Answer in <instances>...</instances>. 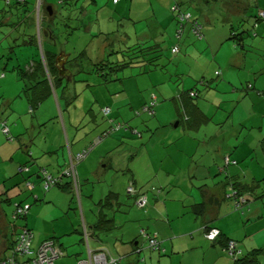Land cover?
Segmentation results:
<instances>
[{
	"label": "crops",
	"instance_id": "obj_1",
	"mask_svg": "<svg viewBox=\"0 0 264 264\" xmlns=\"http://www.w3.org/2000/svg\"><path fill=\"white\" fill-rule=\"evenodd\" d=\"M18 1L0 0V27L6 28L0 31V71L13 62L11 75L0 82V244L7 241L5 226L17 231L25 225L36 245L52 240L63 252L54 264H76L99 250L118 258L116 264H234L224 251L226 240H233L241 256L256 255L253 264H264V20L244 19L264 10V0H175L201 24L199 38L188 24L176 37L171 0H111L106 15H100L98 0ZM14 20L23 23L16 28ZM144 42L169 56L177 46L172 55L183 56L158 59L156 67L135 65L137 71L111 82L91 65L105 90L78 94L73 70L76 78L85 63L112 52L120 60L118 51ZM60 51L68 57L49 58L46 65V53ZM88 51L91 59L84 57ZM191 90L197 92L193 100ZM78 96L87 105L72 108L70 99ZM151 96L153 115L138 114ZM60 108L62 122L54 115ZM171 121L180 133L167 129ZM1 122L11 140L1 133ZM145 122L157 138L143 148L146 142L132 141L143 137L138 130ZM68 170L70 180L64 177ZM42 172L70 187L45 189ZM129 186L146 197L144 209L135 206ZM93 194L100 198L97 209ZM60 195L77 200L81 219L62 224L53 236L35 231L28 220L36 206L32 196L33 203L43 200L54 209ZM9 201L25 212L16 223L13 209L4 207ZM98 205L112 220L109 233L93 230ZM207 228L220 235L206 239ZM148 236L158 240L159 251L147 246Z\"/></svg>",
	"mask_w": 264,
	"mask_h": 264
},
{
	"label": "trees",
	"instance_id": "obj_2",
	"mask_svg": "<svg viewBox=\"0 0 264 264\" xmlns=\"http://www.w3.org/2000/svg\"><path fill=\"white\" fill-rule=\"evenodd\" d=\"M25 1V0H24ZM19 2V1H18ZM25 3V2H24ZM177 5V4H176ZM176 7V9L177 10H175V11H173L174 13V19L176 20V24L178 25V30L179 29H181L180 30V34L178 33V30H177V33H176V37L177 38H179L180 37V35H181V33H182V28H183V26H185V25H189V28H190V30L192 31V33L194 34V36L195 37H200L201 36V24L200 23H198L196 20H191L190 19V14L189 13H187V12H182L181 10H180V8L178 7V6H175ZM257 9V8H256ZM178 11L180 12V13H182L183 15H189V17L188 18H186V19H184V22L182 23V24H179V22H178ZM248 11H249V13L251 12L248 8H246V10H245V13H248ZM256 10H255V6L253 7V13L255 12ZM256 13V12H255ZM252 14V15H249V14H247L246 16H245V18L244 19H248V18H253V19H255V22L257 21V22H259V21H263L264 20V10H261V11H259V12H257L256 14ZM245 22V21H244ZM248 23V22H247ZM245 24H246V22H245ZM244 25V24H243ZM193 30L195 31V32H193ZM235 35V34H234ZM235 39L236 40H240V38H239V35H235ZM148 45V43H142V44H135V45H132V46H130V47H126L125 48V50L124 51H118V54H117V56H120L121 57V59L119 60L118 58H115V56H109V54H108V57L107 58H105V59H102V60H100V61H98L96 64H94V66H95V71H98L99 72V74H100V76L104 79V80H107V81H113L114 80V78L112 77L113 76V73H115V72H117V71H120V70H123V69H125V68H127V67H134L135 65H138V64H145V65H152V66H155L156 67V61L158 60V58H159V49H158V47H157V45L155 46V45H151V46H147ZM178 51H179V48H178ZM81 54H84V52H82ZM112 54L114 55V53L112 52ZM49 57H48V56ZM150 56H152V57H150ZM46 57H48V58H46V65H49V58H55V54H53V53H46ZM51 60V59H50ZM75 59H72V61H74ZM47 61H48V63H47ZM37 64V63H36ZM51 66H53V64H50ZM81 69V68H80ZM106 70H107V72H106ZM30 73H32V71H30L29 72V74ZM49 75H51V73L49 74ZM3 76V74L1 73V71H0V77H2ZM29 75H28V73H23L22 72V77L23 78H26V77H28ZM28 87V86H27ZM27 87H26V85L23 87V92L25 91L26 92V89H27ZM25 88V89H24ZM248 88H250V86L248 87ZM190 93H194L195 95L194 96H190ZM187 95H188V98L190 99V100H193L195 97H197V92H195V91H193V90H191V91H189V92H187ZM152 98H153V96H151L149 99H150V101L149 102H152L153 100H152ZM154 99H155V97H154ZM154 102H155V100H154ZM66 103L68 104V103H70L69 101H67L66 100ZM147 104H149V103H147ZM143 107V106H142ZM145 107V106H144ZM31 109H33L32 108V106H31ZM102 112H103V114H104V116H106L107 115V113H104V109L102 110ZM138 114H146V115H148V116H152L153 115V112L152 113H149V112H145L142 108H141V110L139 111V112H137ZM1 133L3 134V136L8 140H11V138L9 137V131H8V129H7V127H6V125H5V123H3V122H1ZM92 147V146H91ZM90 147H88L87 149H85V150H88ZM82 151H84V150H82ZM82 153V152H81ZM80 160V159H79ZM26 169H27V167H26ZM22 172V171H21ZM44 172V171H43ZM43 172L40 174L41 176H42V183H43V185H44V188H45V181H46V174H43ZM50 177V176H49ZM64 177H67L69 180H70V178H71V176H66L65 174H64ZM70 177V178H69ZM51 178V177H50ZM52 180H53V183H51V184H49L45 189H48L49 187H52V186H62V187H66V188H68V187H70L69 185H70V183H64L63 185H61L60 184V182H61V179L60 178H51ZM26 183H28V182H26ZM159 191V190H158ZM130 195V194H129ZM236 195V194H235ZM140 195H138V194H136L135 196H132V197H134V199H135V201L137 200V198L139 197ZM134 201V203H136ZM10 202V206H11V204H12V202L11 201H9ZM146 204H147V201H146ZM101 205H107V203L106 202H102L101 203ZM94 206V205H93ZM136 206V205H135ZM146 206V205H145ZM145 206L143 207V208H140V209H144L145 208ZM16 207H19L20 208V205H18V204H14L13 205V211H12V214H11V220L12 221H18L19 219H23L24 218V214H25V212H24V210H22V214H20V215H18V216H14V213H15V208ZM95 207V209H97L96 208V206H94ZM197 208V207H196ZM93 209H90V211H92ZM102 210H103V207H101L100 208V210H97V212H94V211H92V212H94L93 214H94V223H93V230H95V231H97V232H99V234H106V233H109V231H110V225H111V223H112V220L111 219H109L103 212H102ZM19 225V224H18ZM16 227H17V225H16ZM14 226H12V228L10 229V228H7V226H5L4 227V229H2V234L4 235V237L3 238H6V242H5V244L3 245V244H0V253H2V252H4L5 251V253L4 254H2L1 256H5V255H7L8 253H9V251L11 250H14V247L16 246L15 244H16V241H17V239H18V237L20 236V234H22V232L23 231H26V232H28V233H31V235H32V239H31V241H30V243H29V249H30V251H33V252H36L37 251V249H38V247H39V245L42 243V242H45V241H52V240H44V241H42L41 243H39V244H37L36 246H34L33 245V234H32V231L27 227V226H25V225H20V227H17V231H14ZM210 230H212V228H207L205 231H204V236H205V234H207ZM99 234H98V236H99ZM220 235V233H219V231H218V235L216 236V238L218 237ZM155 239L157 242H158V240L155 238V237H150V236H148V238H147V240H146V242H147V246H149L148 245V241H149V239ZM215 238V239H216ZM5 240V239H4ZM3 241V240H2ZM53 242V241H52ZM230 242H234V243H236L235 241H233V240H226V242H225V244H224V251L226 252V254L228 255V256H230L229 255V253H228V251H227V247H228V245H229V243ZM158 244V248L160 247L159 245V242L157 243ZM237 244V243H236ZM150 249H152V250H155V251H159V249H154L153 247L151 248V247H149ZM60 250V249H59ZM239 250V249H238ZM61 251V250H60ZM240 251V250H239ZM255 251H257V253H258V250H255ZM94 253H102L104 256H105V260L107 261V262H109L110 260H113V263H111V264H116L117 263V259L118 258H114V257H112V256H110L109 255V253L107 252V251H104V250H99V251H96V252H93V254ZM241 251L238 253V254H236V256H234V257H231L232 259H233V263L234 264H253V263H255L256 262V255H249V256H241ZM33 256L34 255H30V256H23L22 257V259L23 260H25V261H27V262H30L32 259H33ZM61 256H63V252H61ZM60 256V257H61ZM83 260H85V259H80V260H78L77 262H76V264H78L80 261H83ZM110 264V263H109Z\"/></svg>",
	"mask_w": 264,
	"mask_h": 264
},
{
	"label": "rangeland",
	"instance_id": "obj_3",
	"mask_svg": "<svg viewBox=\"0 0 264 264\" xmlns=\"http://www.w3.org/2000/svg\"><path fill=\"white\" fill-rule=\"evenodd\" d=\"M244 1V3L245 2H248L249 0H243ZM98 2H100V6L102 7V11L100 12V15L103 13V15H106V14H108V12H109V10L110 9H112L113 8V6L111 5V0H98ZM171 2H172V5L171 6H176L175 5V0H171ZM249 3V2H248ZM253 3V2H252ZM240 4V3H239ZM186 5H187V7H189V9H190V6H189V3L187 2L186 3ZM243 5V7H246V8H248V5H246V6H244V4H242ZM181 6H183V5H181ZM180 7V6H179ZM234 9V8H233ZM180 10L182 11V12H186V10L185 9H183L182 7H180ZM185 10V11H184ZM234 10H236V11H240L239 9H234ZM171 13H174V12H171ZM175 20V19H174ZM175 22H176V20H175ZM23 23V22H22ZM21 23V24H22ZM20 24V25H21ZM26 25V22L24 23V25H23V28H24V26ZM176 26H177V24H176ZM17 28V27H16ZM94 28H96V27H94ZM59 29V28H58ZM25 30V29H24ZM0 31H6V28L5 27H0ZM97 31V30H96ZM96 31H95V33H96ZM35 36H36V40L38 39V36H37V31H36V29H35ZM79 34H81V33H79ZM79 38H81V37H79ZM78 38V41L80 40L81 41V43H82V41H86V40H83L82 38L81 39H79ZM0 39H1V36H0ZM77 39V37L76 38H74L73 40H72V42L73 41H75ZM38 41V40H37ZM67 41H69V42H71V39L69 38V40L67 39ZM2 44V42L0 43V45ZM164 46V45H163ZM35 47H36V50L37 51H39V46H38V44L37 45H35ZM88 50H89V47H88ZM90 51H92V50H90ZM160 54H159V61H161V62H165V63H168V62H172V61H176V56H183V51H181V52H179L176 56H174V55H168L167 54V51H165V50H163V51H160L159 52ZM85 58H89V59H91V54H89V51H88V54L86 53V55L84 56ZM81 58V57H80ZM12 59H15V57H12ZM85 60H87V59H85ZM87 62V61H86ZM7 64H8V66H7V69H3V71H6V72H1L2 74H3V76L2 77H0V82H3V81H6L7 80V78L9 77V75H11V68H12V65H13V62H12V60H9V61H7ZM96 64V63H95ZM22 65V64H21ZM92 65V67L94 68L95 66H94V64H87V63H85L84 65H83V67H85L84 69L85 70H83V72H81V73H78V71H77V76H76V78L74 77V73H75V71L73 70L72 72V79H74V80H77L78 81V83H77V90H78V94H83V95H86V96H89L90 94H93L94 92L95 93H100L101 91H103V90H105V86L104 85H102L101 83H100V81L98 80V79H96L97 78V76L96 75H92V73H91V70L93 69H91V68H89V66H91ZM161 64H159V62L158 63H156V66H160ZM23 66V65H22ZM2 66H0V68H1ZM135 67V66H134ZM95 70V69H94ZM94 70H92V72L94 73ZM130 70H133L134 72L135 71H137L138 70V68H134V69H132V67L130 66V67H127V68H125V69H123V70H120V71H117V72H115V73H113V78H116V77H118V78H121L119 75H121L122 73H125V76L124 77H126V76H128L129 74V71ZM106 72H107V70H106ZM100 79H101V77H99ZM143 78H144V76H143ZM126 80V79H125ZM82 81V82H81ZM87 81V82H86ZM47 82H48V79H47ZM81 82V83H80ZM54 84H55V82H53ZM86 83H93V84H90V87H89V89H86L85 88V85H86ZM94 83L96 84V85H94ZM109 84H115V83H109ZM48 85H49V83H48ZM116 88V85H114L112 88H111V90H113V89H115ZM1 89V88H0ZM6 90H7V92H12L11 90H13V89H10V87H9V84L7 83V85H6ZM6 92V93H7ZM80 98V99H79ZM71 100V107L72 108H74V106L75 105H77L78 106V108H81L80 106H84V104L85 105H87L86 104V102H85V100H84V97H80V96H78L77 97V99L76 98H74L73 100H72V98L70 99ZM69 107V106H68ZM71 108V109H72ZM74 112V111H73ZM102 112V111H101ZM65 114V112H63V108H60V111L58 112L57 111V113H55L54 115H55V117H57L61 122H62V115H63V117H64V114ZM142 115H144V114H142ZM64 118H66V117H64ZM76 120H79V118H75ZM118 119V121H120L121 122V120H120V118H117ZM116 119V120H117ZM153 118H146L145 119V121L147 122V123H150V121L152 120ZM60 121H59V123H60ZM146 122L145 123H143L144 125H141L140 127H139V130L138 131H140L141 132V134L143 135V137H141V138H139L138 136V138L137 139H135L134 141H132L133 143H136V141L139 143V145L140 144H145V142H146V144H147V141L150 139L151 140V143H152V140H155L157 137L154 135H152L153 134V132H154V130L153 131H151V132H147L146 131V129H147V124H146ZM61 125V124H60ZM174 125H175V122L173 121H171V122H169V124H168V127H167V129H171V131L170 132H172V130L174 131V132H178V133H180L181 132V128H174ZM151 128H152V126H151ZM150 144L148 143L147 145H143L142 147L144 148L145 146H149ZM105 182H108V181H105ZM93 185H95V184H93ZM64 196H61L60 195V199L58 200V203L59 204H57V207L56 208H54V209H51L46 203H43V200H40V201H38V202H34L33 203V201H34V197L32 196V198H31V203L34 205V204H36V206L35 207H33L32 208V210H30L29 212H28V220L30 221L29 222V224L31 223L33 226H34V229H35V231H38V230H40V232L41 233H43V232H48V233H50V235H52L53 236V233H52V231H54V229L55 230H57L58 231V229L60 228L59 226H61L62 227V224L63 225H65V226H67V225H71V222H70V220L71 221H77V220H80L81 218V216H80V207H79V204H78V202H76L77 200H75V198H72V199H70V202H66V199H64L63 198ZM47 199V198H46ZM99 197H97L96 196V194H93V200H94V205L96 206V204L99 202ZM85 205H86V203H85ZM87 206V205H86ZM5 207V209H10L11 208V210H12V208H13V205H11V206H4ZM102 206L101 205H98V208L100 209ZM88 208H89V206L87 207V210H88ZM82 210H83V212L86 214V210H85V208H84V204H83V207H82ZM26 212H27V210H26ZM15 223H16V221H15ZM18 225V224H17ZM73 225V224H72ZM59 233V232H58ZM35 234H36V232H35ZM37 235V234H36ZM36 238L38 239V236H36ZM33 245L34 246H36V242L34 241V243H33ZM0 257H1V254H0Z\"/></svg>",
	"mask_w": 264,
	"mask_h": 264
},
{
	"label": "built area",
	"instance_id": "obj_4",
	"mask_svg": "<svg viewBox=\"0 0 264 264\" xmlns=\"http://www.w3.org/2000/svg\"><path fill=\"white\" fill-rule=\"evenodd\" d=\"M20 1H24V0H20ZM113 2H116V0H113ZM174 10H177L176 7L174 8ZM189 15H183L182 13H180L178 11V22L179 24H182L184 22V19L188 18ZM180 30H178V33L180 34ZM193 32H195L193 30ZM178 52V47L174 46L171 48V53L175 54ZM194 93H190V96H194ZM155 102H149V104L147 106H145L143 108V110L145 112H149L152 113V108L154 107ZM108 110L105 109L104 113H107ZM87 150L82 151V153L78 154L76 156V159L79 160L80 158H82ZM66 176H71L73 177V172L71 170H68L65 172ZM53 183V180L49 177L46 176V181H45V188L49 185ZM127 193L130 195H134L135 194V190L132 186H129L127 188ZM135 205L137 208H143L146 205V197L141 195L137 198V200L135 201ZM241 202H243V200H241ZM22 214V210L19 207L15 208V213L14 216H18ZM218 235V231L216 229H212L210 230L207 234H205V238L213 241L216 236ZM32 239V235L31 233H28L26 231H23L22 234H20V236L18 237L17 241H16V246L14 247V250H10L9 253L5 256H1L0 257V264H54V261L59 258L61 256V251L59 250L58 247H56V245L52 242V241H45L42 242L37 251L33 252L30 251L29 249V243ZM158 242L155 239H149L148 241V245L149 247H153L154 249H159L158 248ZM227 251L229 253V255L231 257L236 256V254H238L240 251L237 248L236 243L234 242H230L228 247H227ZM30 255H34L33 259L30 262H27L25 260L22 259L23 256H30ZM89 257L83 261H80L78 264H111L113 263V260H110L109 262H107L105 260V256L102 253H90L88 255Z\"/></svg>",
	"mask_w": 264,
	"mask_h": 264
},
{
	"label": "water",
	"instance_id": "obj_5",
	"mask_svg": "<svg viewBox=\"0 0 264 264\" xmlns=\"http://www.w3.org/2000/svg\"><path fill=\"white\" fill-rule=\"evenodd\" d=\"M19 3H22V2H19ZM16 19H18V17L16 18ZM15 21V27H18V26H20V24L23 22V20H14ZM56 30H59L58 28H56ZM53 43L54 44H57V43H60V41H59V39H56V40H54L53 41ZM109 56H116V53H114V55L113 54H109ZM68 56H67V54L65 55V53L63 52V51H60V52H57L56 54H55V61L56 62H58L61 58H67Z\"/></svg>",
	"mask_w": 264,
	"mask_h": 264
},
{
	"label": "bare ground",
	"instance_id": "obj_6",
	"mask_svg": "<svg viewBox=\"0 0 264 264\" xmlns=\"http://www.w3.org/2000/svg\"><path fill=\"white\" fill-rule=\"evenodd\" d=\"M174 8H175V7H173V11H175ZM152 100H153V102H154V100H155L154 97L152 98ZM135 195H136V193H135L134 195H131V196H135ZM140 196H141V195H140ZM143 196H144V195H143Z\"/></svg>",
	"mask_w": 264,
	"mask_h": 264
},
{
	"label": "clouds",
	"instance_id": "obj_7",
	"mask_svg": "<svg viewBox=\"0 0 264 264\" xmlns=\"http://www.w3.org/2000/svg\"><path fill=\"white\" fill-rule=\"evenodd\" d=\"M117 1V0H116ZM21 2V1H20Z\"/></svg>",
	"mask_w": 264,
	"mask_h": 264
}]
</instances>
